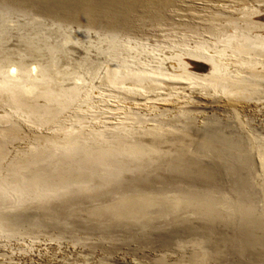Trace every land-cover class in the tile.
<instances>
[{
	"label": "rangeland",
	"instance_id": "rangeland-1",
	"mask_svg": "<svg viewBox=\"0 0 264 264\" xmlns=\"http://www.w3.org/2000/svg\"><path fill=\"white\" fill-rule=\"evenodd\" d=\"M0 264H264V0H0Z\"/></svg>",
	"mask_w": 264,
	"mask_h": 264
}]
</instances>
